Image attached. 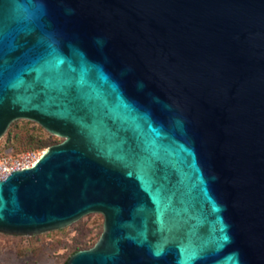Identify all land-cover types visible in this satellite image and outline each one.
I'll list each match as a JSON object with an SVG mask.
<instances>
[{
  "label": "water",
  "instance_id": "1",
  "mask_svg": "<svg viewBox=\"0 0 264 264\" xmlns=\"http://www.w3.org/2000/svg\"><path fill=\"white\" fill-rule=\"evenodd\" d=\"M0 232L103 215L65 264H264V0H0Z\"/></svg>",
  "mask_w": 264,
  "mask_h": 264
},
{
  "label": "rangeland",
  "instance_id": "2",
  "mask_svg": "<svg viewBox=\"0 0 264 264\" xmlns=\"http://www.w3.org/2000/svg\"><path fill=\"white\" fill-rule=\"evenodd\" d=\"M62 138L48 133L37 122L18 119L0 138V156L24 151L44 152ZM103 215L90 213L72 224L37 235L0 232V264H64L75 248H89L99 238Z\"/></svg>",
  "mask_w": 264,
  "mask_h": 264
},
{
  "label": "built area",
  "instance_id": "3",
  "mask_svg": "<svg viewBox=\"0 0 264 264\" xmlns=\"http://www.w3.org/2000/svg\"><path fill=\"white\" fill-rule=\"evenodd\" d=\"M41 154L37 151H24L0 156V180L5 179L11 171L32 166Z\"/></svg>",
  "mask_w": 264,
  "mask_h": 264
},
{
  "label": "trees",
  "instance_id": "4",
  "mask_svg": "<svg viewBox=\"0 0 264 264\" xmlns=\"http://www.w3.org/2000/svg\"><path fill=\"white\" fill-rule=\"evenodd\" d=\"M80 249H85V248H84V247H83V248H81V247H80V248H75V249L72 251V253H74V252H76V251H78V250H80ZM72 253H71V254H72ZM65 262H66V261H65ZM65 262H64V264H65Z\"/></svg>",
  "mask_w": 264,
  "mask_h": 264
},
{
  "label": "bare ground",
  "instance_id": "5",
  "mask_svg": "<svg viewBox=\"0 0 264 264\" xmlns=\"http://www.w3.org/2000/svg\"><path fill=\"white\" fill-rule=\"evenodd\" d=\"M43 153V152H42Z\"/></svg>",
  "mask_w": 264,
  "mask_h": 264
}]
</instances>
